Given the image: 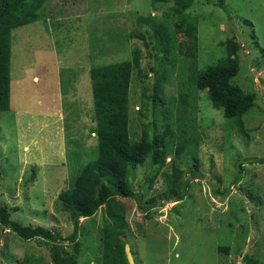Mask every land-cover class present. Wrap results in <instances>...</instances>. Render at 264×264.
Returning <instances> with one entry per match:
<instances>
[{
    "label": "rangeland",
    "instance_id": "1",
    "mask_svg": "<svg viewBox=\"0 0 264 264\" xmlns=\"http://www.w3.org/2000/svg\"><path fill=\"white\" fill-rule=\"evenodd\" d=\"M171 6H154L152 0H49L42 20L13 30L11 110L0 113V205L23 225L72 235L73 223L58 196L71 187L75 162L95 157L91 69L133 60L137 50L131 137L139 141L145 128L153 135L171 123L174 141L158 173L151 158L130 170L138 201L116 198L125 207L123 230L135 264H245L247 258L264 264V0H196L187 12L199 24L196 58L187 55L186 45L193 42L183 33L175 37L174 56L166 58L162 44L151 37L152 24L139 23L149 15L166 19ZM227 39L241 46L233 83L256 95L243 130L213 108L207 90L195 87L194 71L224 58ZM182 95L197 96L195 105L184 106ZM191 137L203 174L194 181L193 154L175 155ZM175 175L179 191L191 180L183 201L166 199ZM112 203L94 219L81 220L78 264H102L101 227L112 222ZM69 244L58 246L73 253ZM26 256L39 260L32 264H52L49 246L24 241L0 225V264H27Z\"/></svg>",
    "mask_w": 264,
    "mask_h": 264
},
{
    "label": "trees",
    "instance_id": "2",
    "mask_svg": "<svg viewBox=\"0 0 264 264\" xmlns=\"http://www.w3.org/2000/svg\"><path fill=\"white\" fill-rule=\"evenodd\" d=\"M195 1L152 0L154 6L172 5L170 13L166 14L167 18L162 20L153 15L139 17L140 25L152 24L155 31L151 37L162 44L166 58L174 56L175 37L179 33H183L189 41L193 42L189 46L186 45L187 55L196 58L199 24L195 17L187 13ZM48 2L49 0H0V113L11 110L12 32L42 20L45 17L43 8ZM223 44L226 48L224 58L205 70L194 71L195 87L198 90H207L213 108L222 111L225 118L237 120L238 126L243 130L242 119L255 107L256 95L245 92L233 83L240 71V44L235 39H227ZM139 69L140 60L137 50L133 60L95 65L91 69L95 121L92 134L97 140L96 149L92 153L95 157H92L93 159L86 164L75 162L77 169L74 172L71 187L62 191L58 196L64 213L73 223L72 235L65 238L59 232L56 233L42 226L23 225L11 218L8 207L0 205V225L24 241L37 240L39 244L49 246L52 264H78L77 252L81 247V236L84 231L81 220L94 219L98 211L110 201H113L109 214L112 222L106 221L101 227L103 233L102 264H129L125 252L128 242H126L123 230L126 225L125 207L116 201V198L138 201V194L136 195L130 180V170L145 164L151 158L157 166L158 173L166 165L174 141V127L171 123H167L162 132H156L153 135L145 128L139 141H134L131 137L130 88L134 70ZM62 82L61 79V93L66 97L68 91L66 87H63ZM196 101L197 96L195 95L181 96V103L186 107H193ZM69 127L66 126L68 132ZM189 127L191 133L194 134V121ZM1 130L0 124V133ZM72 143L74 145V141ZM75 143L79 147L78 142ZM197 148V141L191 137L186 145L176 149L175 154L179 157L186 150L193 154L194 163L189 165L192 181L203 177L197 157ZM77 156L80 157V155ZM243 164V162L238 163L239 171ZM32 173L31 180L34 181L36 170L33 169ZM175 176L176 178L171 177L175 181L173 196L166 199L170 201L174 197L177 201H183L187 196L191 180L184 183L179 191V177ZM228 191L223 193L224 197L227 196ZM153 207L154 205L151 204L144 210H151ZM90 227L95 228L96 225ZM86 231L90 233V230ZM62 242H69L74 252L70 253L60 248L61 246L58 245ZM131 251L135 260L132 248ZM25 260L27 264H32L33 261L39 262L38 259L28 256ZM245 264L262 263L254 258H247Z\"/></svg>",
    "mask_w": 264,
    "mask_h": 264
},
{
    "label": "water",
    "instance_id": "3",
    "mask_svg": "<svg viewBox=\"0 0 264 264\" xmlns=\"http://www.w3.org/2000/svg\"><path fill=\"white\" fill-rule=\"evenodd\" d=\"M125 252H126L129 264H135L134 256H133V253L131 251V247L129 244H126Z\"/></svg>",
    "mask_w": 264,
    "mask_h": 264
},
{
    "label": "crops",
    "instance_id": "4",
    "mask_svg": "<svg viewBox=\"0 0 264 264\" xmlns=\"http://www.w3.org/2000/svg\"><path fill=\"white\" fill-rule=\"evenodd\" d=\"M34 80H36V78L34 77ZM26 148V147H25ZM25 148H24V150H25Z\"/></svg>",
    "mask_w": 264,
    "mask_h": 264
}]
</instances>
